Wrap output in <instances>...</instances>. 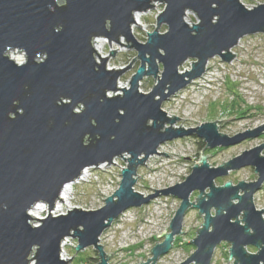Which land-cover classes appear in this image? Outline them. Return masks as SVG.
Here are the masks:
<instances>
[{
    "label": "water",
    "instance_id": "95a60500",
    "mask_svg": "<svg viewBox=\"0 0 264 264\" xmlns=\"http://www.w3.org/2000/svg\"><path fill=\"white\" fill-rule=\"evenodd\" d=\"M160 1L165 9L157 17V28L146 30L143 43L133 35L134 12L150 10L155 6L152 0H0V264H69L71 259L61 254L67 237L78 240L77 251L93 246L100 256L98 264H109L113 253L107 255L100 244L104 231L130 207L162 193L182 202L171 232L157 235L164 241L148 252L153 256L146 262L140 257V264H157L172 248L175 235L189 230L182 232V223L191 206L205 221L191 240L195 252L177 264H211L223 241L231 243L229 262L264 264V208L254 202L264 183V143L216 167L203 149L184 182L147 196L134 190L138 167L152 155H169L158 150L169 140L196 135L214 148L264 132L262 124L229 136L220 132L219 120L188 129L182 124L173 127L181 118L168 116L162 108L165 100L206 72L210 59L231 61L236 55L232 48L242 37L264 32V3L248 8L241 0ZM188 11L197 15V22L188 23ZM164 23L168 30L162 33ZM96 37L109 38L110 45L116 41L134 47L138 56L125 68L110 69L107 60L117 50L101 57L94 47ZM16 49L25 52L24 62L10 56ZM137 58L141 65L130 87H120L122 74ZM190 58H196L192 70L181 72ZM149 75L157 83L145 93L140 85ZM229 119L221 120L220 126ZM125 153L130 157H123ZM118 157L128 166L104 206L53 214L56 202L64 201L61 192L67 183L86 168L111 165ZM248 165L255 167L256 181L215 184L216 177ZM195 190L199 196L191 202ZM38 203L48 204L46 217L31 215ZM249 245L258 251H249Z\"/></svg>",
    "mask_w": 264,
    "mask_h": 264
},
{
    "label": "rangeland",
    "instance_id": "374dc122",
    "mask_svg": "<svg viewBox=\"0 0 264 264\" xmlns=\"http://www.w3.org/2000/svg\"><path fill=\"white\" fill-rule=\"evenodd\" d=\"M241 1L248 8L264 3V0ZM152 2L155 6L141 13L143 15L142 27L139 25L133 31L135 38L143 43L147 42L148 32H153L157 28V17L166 6V3L160 0H152ZM186 20L192 24L197 22L198 18L194 12L188 11ZM159 30L162 33L167 31V24H162ZM103 38L106 45L101 57H107L112 50H117L114 57L109 56L108 68H125L133 58L138 56V51L134 47H127L116 41H111L110 45L109 38ZM120 41L127 44L125 37H121ZM19 53L18 58L22 61L18 62L22 63L25 60V52L19 51ZM232 53L236 55L231 61H225L220 56L210 59L206 72L201 77L163 102L162 108L168 116L175 115L181 118L172 125L173 127H180L182 124L188 129L204 122L219 120L217 122L220 132L234 136L239 132H245L248 128L253 130L264 124V32L242 37L239 43L232 48ZM97 60L100 61L98 56ZM192 61L195 62L196 58L185 61L180 71L192 70ZM140 65L141 60L137 58L132 63V67L126 69L119 80L120 87H130V78L137 72ZM160 71H163L161 63ZM156 83L157 78L153 75L145 76L141 81L140 90L145 93L150 92ZM234 116L235 118L229 119ZM224 119L229 120L220 126V121ZM169 126L171 125L167 123L166 127ZM262 143H264V132L233 145L214 148L206 147V142L196 135H186L169 140L158 149L159 152H166L169 155H152L144 165L138 167L134 190L147 196L155 193V189L160 190L184 182L192 173L203 149V154H211L208 157L210 165L216 167ZM262 154L264 155V149ZM123 157L128 158L130 155L125 153ZM123 157L115 158L111 165L105 163L98 167H88L84 179L73 181L71 200H66L64 203L58 200L52 210L53 214L55 216L66 214L73 207L95 210L104 206L106 198L113 195L119 188L122 170L128 166V161ZM258 177L255 167L248 165L230 170L227 175L216 177L215 184L220 186L232 180L236 185L243 180L256 181ZM208 191L209 188L206 189V192ZM198 196L199 191H193L190 195L191 202H194ZM181 202V198L176 195L162 193L150 202L141 206H132L122 213L100 238V244L103 245L106 254L113 253L108 263L140 264V257L143 262L151 258L152 253L148 252L157 242L164 241L163 235H157L164 231L171 232L169 226ZM254 202L258 209L264 208V183L256 191ZM37 206L41 209L36 210V214L46 217L48 204L38 203ZM213 209L211 213L215 215L216 211ZM204 221V216L199 214L198 208L189 207L183 219L182 232L189 230L175 235L172 248L160 256L157 264H177L188 259L196 250L191 240L197 237V229L202 227L201 224ZM32 222L38 224L35 220ZM66 241L67 244L61 254L64 260L71 259L69 264H98L100 262L98 250L93 246L77 251V239L67 237ZM230 247V242H221L215 248L211 264H233L234 259L229 262ZM247 249L251 252L258 251L253 245H249Z\"/></svg>",
    "mask_w": 264,
    "mask_h": 264
},
{
    "label": "bare ground",
    "instance_id": "6f19581e",
    "mask_svg": "<svg viewBox=\"0 0 264 264\" xmlns=\"http://www.w3.org/2000/svg\"><path fill=\"white\" fill-rule=\"evenodd\" d=\"M142 13V11H135L134 12V20L138 23H136V22H134L133 23V25H132V31H135L136 30V28L139 26V24H142V21H143V15L141 14ZM105 39L103 38V37H96L95 39H94V47H95V49L97 50V52L102 56V51H103V49L105 48V41H104ZM9 54H10V56L13 58V59H15V60H17V61H22V59H19L18 58V56H19V51H16V50H10L9 51ZM98 55V54H97ZM98 57L100 58V56L98 55ZM88 171V168H86L84 171H83V173H82V175L78 178V179H84V176L86 175V172ZM72 187H73V182H70V183H67L65 186H64V188H63V190H62V192H61V198H64V201L62 200V199H59V202H65L66 200H71V198H72V194H73V190H72ZM41 208H40V206H34L31 210H30V213H31V215L34 217V218H36V217H43V216H40L39 214H36V210H40ZM63 244H62V248H63V250L65 249V246H66V242H62Z\"/></svg>",
    "mask_w": 264,
    "mask_h": 264
},
{
    "label": "built area",
    "instance_id": "2783aa9c",
    "mask_svg": "<svg viewBox=\"0 0 264 264\" xmlns=\"http://www.w3.org/2000/svg\"><path fill=\"white\" fill-rule=\"evenodd\" d=\"M66 240H67V238L64 240V242H67ZM62 252H63V248H62Z\"/></svg>",
    "mask_w": 264,
    "mask_h": 264
},
{
    "label": "clouds",
    "instance_id": "9594fccd",
    "mask_svg": "<svg viewBox=\"0 0 264 264\" xmlns=\"http://www.w3.org/2000/svg\"><path fill=\"white\" fill-rule=\"evenodd\" d=\"M43 213L45 212V210L44 211H42Z\"/></svg>",
    "mask_w": 264,
    "mask_h": 264
}]
</instances>
